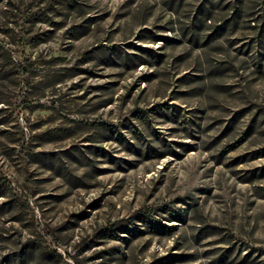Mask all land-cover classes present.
<instances>
[{"label": "rangeland", "instance_id": "374dc122", "mask_svg": "<svg viewBox=\"0 0 264 264\" xmlns=\"http://www.w3.org/2000/svg\"><path fill=\"white\" fill-rule=\"evenodd\" d=\"M0 264H264V0H0Z\"/></svg>", "mask_w": 264, "mask_h": 264}]
</instances>
